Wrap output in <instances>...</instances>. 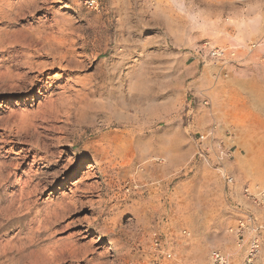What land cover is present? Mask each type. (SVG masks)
<instances>
[{"label":"rangeland","instance_id":"obj_1","mask_svg":"<svg viewBox=\"0 0 264 264\" xmlns=\"http://www.w3.org/2000/svg\"><path fill=\"white\" fill-rule=\"evenodd\" d=\"M0 3V264H209L233 238L243 264L264 212L244 190L264 187V0ZM193 95L225 141L188 120Z\"/></svg>","mask_w":264,"mask_h":264},{"label":"built area","instance_id":"obj_2","mask_svg":"<svg viewBox=\"0 0 264 264\" xmlns=\"http://www.w3.org/2000/svg\"><path fill=\"white\" fill-rule=\"evenodd\" d=\"M93 1V0H92ZM96 2V0H94ZM207 52L205 55V58L215 60V61H224L226 57L231 55L234 57L236 55L235 50H229L225 46L220 45H209L206 43ZM201 51V50H199ZM198 51L199 57H202V54H200ZM205 58H203L205 60ZM198 99L197 96L193 95L191 99L189 100L187 104V118L189 121L192 120L193 115L195 114L196 107L199 104L208 105L209 99L203 98L201 101ZM205 135L201 134L200 138H204ZM226 179L228 182H232L233 178L231 176L226 175ZM245 193L247 196H249L250 199L254 201L258 206H260L264 211V187L256 186L255 188H250L249 186L245 187ZM247 220L250 221L251 224H254L255 220H258V216L251 212ZM254 227V226H253ZM248 229L247 224H245V221L240 222V228L238 231V236L241 238V241H244V232L245 229ZM256 231V232H255ZM255 231L250 239L249 243V252L245 258V261L243 264H253L254 258L259 254V251L261 249V243L262 238L264 236V212L262 214L261 223L255 227ZM209 264H231L229 256L219 250H213L209 257Z\"/></svg>","mask_w":264,"mask_h":264},{"label":"crops","instance_id":"obj_3","mask_svg":"<svg viewBox=\"0 0 264 264\" xmlns=\"http://www.w3.org/2000/svg\"><path fill=\"white\" fill-rule=\"evenodd\" d=\"M197 68L198 67H197L196 61L194 60L190 65V71L192 73H195L197 71ZM204 70L205 69H203V71H202V77H203V73H205ZM209 71L213 72L214 70H213V68H210L208 70V72H206V73L209 74ZM205 80H203V82ZM213 108H214V106L212 104H208V105L199 104L195 110L196 113H195L193 124L197 129H199L201 131H206L208 136L210 135L211 139L213 141H225L227 138L226 133L222 130V127L225 128V125L223 124V122L221 120H219L213 114L214 113ZM208 146H209V142H208ZM211 148H212V146H211ZM241 203L244 206V208L245 207L247 208L249 206V204L243 200L241 201ZM251 208L254 209L255 211H258L261 213L260 209L258 210L252 206H251ZM233 239H234V241L232 239H229L230 242L228 243L230 245L231 249L225 250V251H228L229 254L234 253L233 256L235 257L236 261H233L232 264H237L239 262V260L242 258L243 252L236 247L235 238H233ZM221 251H223V250H221Z\"/></svg>","mask_w":264,"mask_h":264},{"label":"bare ground","instance_id":"obj_4","mask_svg":"<svg viewBox=\"0 0 264 264\" xmlns=\"http://www.w3.org/2000/svg\"><path fill=\"white\" fill-rule=\"evenodd\" d=\"M1 4V3H0ZM0 11H2V10H0ZM9 15V14H8ZM7 15V13L6 14H4L3 15V13H1L0 12V18L1 17H7L8 16ZM9 18V17H8ZM13 19H14V17H13ZM2 30V29H1ZM18 31V30H17ZM39 31H40V29H39ZM38 31V32H39ZM7 32V31H6ZM44 32V31H43ZM0 33H2V32H0ZM31 34V33H30ZM53 34V33H52ZM41 35V34H40ZM39 35V36H40ZM1 36V35H0ZM53 36V35H52ZM23 37V36H22ZM48 37V36H47ZM54 37H56V35L54 36ZM39 38V37H38ZM46 38V37H45ZM50 38H52V37H50ZM64 38V37H63ZM62 38V39H63ZM20 39V38H19ZM25 39V38H24ZM36 39V38H35ZM42 39V38H41ZM54 39H56V38H54ZM57 39H58V37H57ZM65 39V38H64ZM27 40V39H26ZM40 39H38V41H39ZM52 40V39H51ZM13 41V40H12ZM54 41V40H53ZM56 41V40H55ZM58 41V40H57ZM56 41V42H57ZM64 41V40H63ZM50 42V41H49ZM55 42V43H56ZM11 43V42H10ZM62 43V42H61ZM65 43V42H64ZM25 44V43H24ZM56 44H60V41L58 42V43H56ZM10 45H12V44H10ZM18 45V44H17ZM23 45V44H22ZM31 45V44H30ZM44 45V44H43ZM64 45V44H63ZM25 46V45H24ZM60 46V45H59ZM58 46V48H60ZM27 47V46H26ZM30 47V46H29ZM45 47V46H44ZM40 48V47H39ZM65 48H66V46H65ZM35 49V48H34ZM41 49H44V48H41ZM62 50V49H61ZM64 50V49H63ZM37 51H38V49H37V47H36V49L35 50H33V52H31L30 53V55L29 56H27V60L25 61V64L27 65V68L29 69V71L30 72H33L32 70H35L36 69V72H41L42 70H41V68H43V67H45V63L44 62H38L36 59H35V57H36V53H37ZM47 54H50L49 52H46ZM56 53V52H55ZM64 53V52H63ZM38 54V53H37ZM42 54V53H41ZM53 54V53H52ZM60 54H61V52H60ZM59 56V55H58ZM56 57V56H55ZM60 57H61V55H60ZM59 59V58H58ZM53 60H54V58H53ZM58 62V61H57ZM50 64V63H49ZM52 64V63H51ZM53 64H54V62H53ZM47 65V64H46ZM23 72V73H22ZM21 73H15L14 75H19V76H21V77H25L26 76V74H27V72L26 73H24V71H22ZM38 77V75H35V77L34 76H32L31 77V79H34V78H37ZM25 84V83H24ZM23 86V85H22ZM244 190H245V188H244ZM254 213L256 214V215H260V212H258V211H255L254 210ZM263 214V213H262ZM234 253L232 254V253H230V256H229V258H230V263L232 264L233 263V258H234Z\"/></svg>","mask_w":264,"mask_h":264}]
</instances>
